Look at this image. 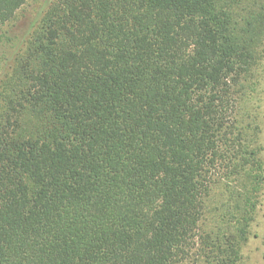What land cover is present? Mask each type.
<instances>
[{"label":"trees","instance_id":"trees-1","mask_svg":"<svg viewBox=\"0 0 264 264\" xmlns=\"http://www.w3.org/2000/svg\"><path fill=\"white\" fill-rule=\"evenodd\" d=\"M30 0H0V27ZM264 0H53L0 79V264H198L212 175L263 164L238 106ZM245 83V84H244Z\"/></svg>","mask_w":264,"mask_h":264},{"label":"rangeland","instance_id":"rangeland-1","mask_svg":"<svg viewBox=\"0 0 264 264\" xmlns=\"http://www.w3.org/2000/svg\"><path fill=\"white\" fill-rule=\"evenodd\" d=\"M53 0H30L21 7L4 26L0 27V79L11 56L21 47L31 28L39 21ZM258 62L246 83L242 102L238 106V126L243 130L242 141L251 150L255 148L263 164L264 177V44L257 56ZM245 84V83H244ZM239 177L225 175L217 170L211 178L200 232L210 237L212 256L202 258L198 264H224L223 243L236 235L243 214V189ZM255 212L246 228V241L239 243L240 256L236 264H264V180L255 196ZM189 264V263H183Z\"/></svg>","mask_w":264,"mask_h":264}]
</instances>
